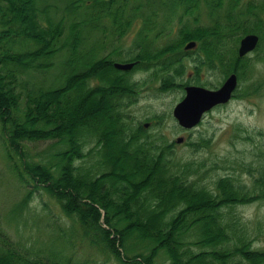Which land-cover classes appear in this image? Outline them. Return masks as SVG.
<instances>
[{
    "label": "trees",
    "instance_id": "16d2710c",
    "mask_svg": "<svg viewBox=\"0 0 264 264\" xmlns=\"http://www.w3.org/2000/svg\"><path fill=\"white\" fill-rule=\"evenodd\" d=\"M127 3L71 0L67 9L72 23L65 36L62 20L49 17L48 27L40 25L34 0H0V126L8 161L23 183L32 181L34 188L45 189L61 211L83 228L89 242L117 264H155L159 253L167 256L166 264H264V249L252 247L244 223L233 212L235 206L255 200V192L264 194V165L250 186L228 172L215 176L211 187L200 184L195 162L173 161L170 145L154 144L143 126L129 123L125 109L140 86L131 70L114 67L106 56L90 53L84 58L79 53L83 52L77 48L79 34L101 29L102 17L112 18L122 34V27L131 22L124 18ZM239 3L229 0L223 20L217 19L211 27H183L176 43L154 53H133L127 61L154 59L196 39L203 52L194 59L198 70L221 63L226 73L236 72L241 78L248 60L236 53L225 60L220 46L224 39L236 44L250 30L249 21L259 26L264 1L250 0L244 7ZM221 4L222 0H211V9L217 11ZM140 8L138 4L133 10L138 13ZM9 34L12 41L7 45L2 37ZM18 35L31 38L35 47L21 51L24 48L15 40ZM62 50L80 67L69 68L70 63L56 86L28 89L19 117L16 73L50 67ZM180 61L173 56L162 63L178 64L163 76L164 86L184 72ZM49 139L62 147L42 160L26 157L25 142ZM89 140L95 144L87 149ZM90 158L95 163L87 166ZM21 165L29 180L19 170ZM51 225L57 229L54 222ZM61 235L65 239V231ZM62 257L49 246L37 250L16 245L0 225V264H70Z\"/></svg>",
    "mask_w": 264,
    "mask_h": 264
},
{
    "label": "rangeland",
    "instance_id": "374dc122",
    "mask_svg": "<svg viewBox=\"0 0 264 264\" xmlns=\"http://www.w3.org/2000/svg\"><path fill=\"white\" fill-rule=\"evenodd\" d=\"M228 1L222 0L216 11L205 0H200L197 9L186 12L182 0H128L124 18H130L131 22L122 27V34H118L112 18L102 17L98 27L103 26V29L88 30L89 35L87 30L82 31L79 34L81 41L77 45L83 51L79 53L82 56L84 54V58L94 53L96 58L106 56L112 60L113 65L114 62L133 63L128 69L118 68L125 71L130 69L133 80L140 83L136 99L125 109L129 123L133 127L143 126L154 144L170 145L173 161L180 162V159V163L195 162L199 168L195 179L210 187L215 176L226 172L250 186L258 169L264 165V40L257 51L247 56V70L244 76L238 77L232 98L208 110L200 121L188 128L182 127L173 115L175 105L184 97L185 86L198 85L214 89L222 84L230 72L226 73L220 67L221 63H217L214 68L203 65L198 70L194 59L203 52L196 39H188L179 49L161 53L154 59L135 61V65L134 61L127 60L133 53H154L166 45L176 43L182 36L180 30L183 27L195 30L198 27H211L217 19L223 20V9ZM246 1L240 0V6L243 7ZM69 2L71 0H34L40 25L48 27L49 17L53 21L62 20L64 35H69L72 23V15L67 9ZM138 4L141 5L140 12L135 13L133 7ZM10 36L2 37L3 43L10 45ZM15 38L18 47L24 48L21 51L35 47L31 38L24 35ZM192 40L196 41L195 45L186 50L184 47ZM138 44L142 45L137 47ZM235 45L232 53H229L231 46H220L225 60L235 53L237 55L238 45ZM67 53L65 50L58 53L50 67L16 73L13 84L15 92L19 94L16 111L19 117L23 116L24 95L28 89L56 86L62 82L69 68L74 65L75 68L80 67V64L70 61ZM173 56L180 58L184 72L175 76L170 86H164L163 76L171 74L173 67L178 64L169 66L162 63H168ZM2 135L0 126V225L10 235V239L23 248L26 246L38 250L49 246L59 250L62 258H69L70 264H117L106 256L107 253L89 242L83 228L61 211L59 204L45 189L41 186L34 188L32 181L30 185L23 183L6 157ZM178 138L182 140L178 141ZM94 144L93 140H89L85 145L88 149ZM23 146L29 160H42L47 153L51 155L62 147L56 144V139L25 142ZM16 162L20 163L19 160ZM94 163V158L86 162L87 166ZM19 170L29 180L23 165ZM255 194V200L235 206L233 212L244 223L252 247L264 249V194L261 191ZM51 222H54L57 229L53 228ZM61 230L65 231V239ZM193 248L198 250L197 247ZM167 262V256L163 253L155 258V264Z\"/></svg>",
    "mask_w": 264,
    "mask_h": 264
},
{
    "label": "water",
    "instance_id": "95a60500",
    "mask_svg": "<svg viewBox=\"0 0 264 264\" xmlns=\"http://www.w3.org/2000/svg\"><path fill=\"white\" fill-rule=\"evenodd\" d=\"M255 34H247L240 40L238 54L244 55L251 50L257 43ZM194 45V41L186 44L185 48ZM132 62H114V66L121 69H128L132 66ZM237 85V76L235 73L229 74L223 83L216 89H208L198 85L185 86V95L174 107L173 115L182 127H191L196 124L202 114L218 103L227 102L233 90ZM182 138H178V141Z\"/></svg>",
    "mask_w": 264,
    "mask_h": 264
},
{
    "label": "flooded vegetation",
    "instance_id": "af4514ba",
    "mask_svg": "<svg viewBox=\"0 0 264 264\" xmlns=\"http://www.w3.org/2000/svg\"><path fill=\"white\" fill-rule=\"evenodd\" d=\"M179 1V0H178ZM200 0H182V3L183 6H184V10L187 11V10H192V9H197L198 7V3H199ZM206 1V4H210V7H211V1L210 0H205ZM250 0L246 1L244 3V6H247V3L249 2ZM260 2H262V0H260ZM243 6V7H244ZM264 13V11L260 10L259 11V16L260 18L263 20L264 17H262V13ZM152 15H154L155 13H151ZM149 17V16H148ZM154 17V16H152ZM250 24V25H249ZM248 26L250 28V30L244 32L241 34V37L239 38V41L236 43L238 46H237V52H238V48H239V44H240V40L243 36L247 35V34H255L257 36V43L255 44V46L249 50L248 52H246L242 57L243 58H246L247 59V56H249L251 53H253L254 51H257L258 47L261 45V42L264 40V22L261 21V23H259V26H255L253 21H249L248 22ZM194 41V45H195V40H192ZM223 42L225 43V45L227 44L228 46H232V48H229V53L232 52V49L233 51L235 50V47L236 45L229 39H224ZM236 52V51H235ZM238 55V54H237ZM234 95V94H233Z\"/></svg>",
    "mask_w": 264,
    "mask_h": 264
},
{
    "label": "bare ground",
    "instance_id": "6f19581e",
    "mask_svg": "<svg viewBox=\"0 0 264 264\" xmlns=\"http://www.w3.org/2000/svg\"><path fill=\"white\" fill-rule=\"evenodd\" d=\"M185 48V47H184ZM184 95H185V93H184ZM214 107H216V106H214Z\"/></svg>",
    "mask_w": 264,
    "mask_h": 264
}]
</instances>
